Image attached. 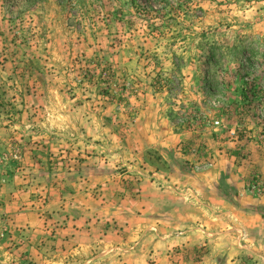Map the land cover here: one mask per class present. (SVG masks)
Instances as JSON below:
<instances>
[{"label": "rangeland", "instance_id": "obj_1", "mask_svg": "<svg viewBox=\"0 0 264 264\" xmlns=\"http://www.w3.org/2000/svg\"><path fill=\"white\" fill-rule=\"evenodd\" d=\"M0 264H264V0H0Z\"/></svg>", "mask_w": 264, "mask_h": 264}, {"label": "crops", "instance_id": "obj_2", "mask_svg": "<svg viewBox=\"0 0 264 264\" xmlns=\"http://www.w3.org/2000/svg\"><path fill=\"white\" fill-rule=\"evenodd\" d=\"M189 176H192V175L190 174ZM186 193H187V191H186ZM180 203L181 202H179L178 205ZM223 204H224L225 207L230 205L229 203L226 204V202H224ZM203 220L204 219H200L201 222ZM154 221L157 222V223H160V224H158V230H159L158 237L160 239L159 243H160L161 246L164 245L166 248H171V246H174L176 244H183L184 242L188 246V240L195 239L196 236L198 235L199 229L198 230L190 229L189 231H182V232H180V234H174L173 232L170 231L173 228L171 225H173L174 223H178V225H182L183 226L182 228L185 229L191 222V217H189V216H184L183 217V221L181 223H179V222H164L163 225H161V222H162L161 217L156 218V220H154ZM223 221H224L223 218H220V217L216 218V223L217 224L223 223ZM210 222H212V220ZM167 223L171 224L169 229L168 228H164L165 227L164 225L167 224ZM161 232H163V234H161ZM191 244H192V242H191Z\"/></svg>", "mask_w": 264, "mask_h": 264}]
</instances>
